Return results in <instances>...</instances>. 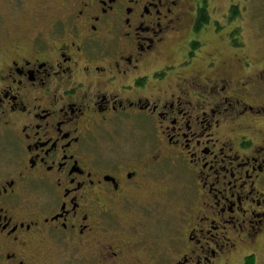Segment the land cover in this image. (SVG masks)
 I'll list each match as a JSON object with an SVG mask.
<instances>
[{"label": "flooded vegetation", "instance_id": "1", "mask_svg": "<svg viewBox=\"0 0 264 264\" xmlns=\"http://www.w3.org/2000/svg\"><path fill=\"white\" fill-rule=\"evenodd\" d=\"M204 6L0 0V264H264V53Z\"/></svg>", "mask_w": 264, "mask_h": 264}, {"label": "rangeland", "instance_id": "2", "mask_svg": "<svg viewBox=\"0 0 264 264\" xmlns=\"http://www.w3.org/2000/svg\"><path fill=\"white\" fill-rule=\"evenodd\" d=\"M206 1L212 8V17L214 16L217 26H238L242 49L255 54L264 53V0ZM233 5H236L238 13L232 11ZM206 31L209 37H213L212 30Z\"/></svg>", "mask_w": 264, "mask_h": 264}, {"label": "trees", "instance_id": "3", "mask_svg": "<svg viewBox=\"0 0 264 264\" xmlns=\"http://www.w3.org/2000/svg\"><path fill=\"white\" fill-rule=\"evenodd\" d=\"M207 4H208V2L206 1V0H204V8L203 9H201L200 10V18H201V21L199 22L200 24H202L205 20H206V14H207V12H206V7H207ZM232 11H234V12H236V13H238V10L236 9V5H233L232 6ZM199 27V26H198ZM239 30L240 29H237L236 28V32H235V34L236 35H238L239 36Z\"/></svg>", "mask_w": 264, "mask_h": 264}]
</instances>
